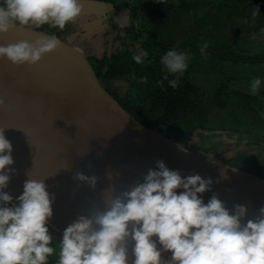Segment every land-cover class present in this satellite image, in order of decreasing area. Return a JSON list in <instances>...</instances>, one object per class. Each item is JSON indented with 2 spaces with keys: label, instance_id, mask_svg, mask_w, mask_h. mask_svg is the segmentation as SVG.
Listing matches in <instances>:
<instances>
[{
  "label": "clouds",
  "instance_id": "9594fccd",
  "mask_svg": "<svg viewBox=\"0 0 264 264\" xmlns=\"http://www.w3.org/2000/svg\"><path fill=\"white\" fill-rule=\"evenodd\" d=\"M82 7L81 0H0V33L16 25L48 24L63 30L66 23L76 21ZM257 13L255 9L252 15ZM60 44L54 34L0 44V58L15 65L35 64ZM207 47V43L201 45L202 55ZM147 55L142 51L132 59L140 64ZM190 55L169 48L160 63L167 72L182 74ZM168 83L175 88L177 79ZM260 85L261 79L253 78L250 92L255 94ZM11 151L0 128V264H48L53 255L57 257L54 264H264V205L258 215L245 220L243 204L229 210L215 193L205 203L198 194L210 189L212 178L198 173L182 177L162 160L147 170L142 181L119 194L106 189L104 208L69 223L57 251L49 232L54 196L43 179L29 176L15 203L3 190L14 172L9 167ZM76 176L95 186V176L79 172ZM165 251L170 252L167 259L162 257Z\"/></svg>",
  "mask_w": 264,
  "mask_h": 264
},
{
  "label": "water",
  "instance_id": "95a60500",
  "mask_svg": "<svg viewBox=\"0 0 264 264\" xmlns=\"http://www.w3.org/2000/svg\"><path fill=\"white\" fill-rule=\"evenodd\" d=\"M81 3L82 12L76 19L101 17L113 8L97 0ZM97 25H81L64 41L58 38L61 44L35 64L15 65L0 58V128L12 146V174L43 179L46 189L61 194L78 215H89L95 208H104L106 189L111 187L114 195L119 194L142 181L147 170L162 160L182 177L193 173L211 177L210 189L198 194L205 203L215 193L229 210L236 203L246 205L215 174L214 165L246 174L261 188L264 179L181 149L131 117L104 89L77 42ZM41 35L51 36L33 26L16 25L0 33V44L31 42ZM112 82L123 89L127 86L122 80ZM78 172L95 176V186L77 179ZM260 207L256 199L250 201L256 215ZM251 215L247 210L244 219ZM49 232L60 241L62 233L51 227ZM169 256L170 252H162L163 258Z\"/></svg>",
  "mask_w": 264,
  "mask_h": 264
},
{
  "label": "rangeland",
  "instance_id": "374dc122",
  "mask_svg": "<svg viewBox=\"0 0 264 264\" xmlns=\"http://www.w3.org/2000/svg\"><path fill=\"white\" fill-rule=\"evenodd\" d=\"M113 1L117 9L115 10L116 13H108L109 16L106 20H109L113 28V34L116 36L114 46L117 48H122L123 45L129 46L131 43L129 31L131 29L135 31L144 29L160 31L173 37L179 35L180 41H183L188 34H192V27L197 19L193 17L191 12L178 14L176 5L179 0H172L170 4H173L170 7L162 4L155 9L142 11L134 18L135 20L124 21L128 8L134 6V1ZM252 13L248 11L230 17L212 16V19L207 22V27L211 30L215 29L217 35H223L229 45L241 48L237 58L240 60L239 63L235 64L232 61L234 57L230 59L231 55L226 56L216 50L205 49V54L211 56V60L203 58V67L199 68L195 65L193 68H189V58L195 54L186 51L191 55L187 60L188 68L186 67L184 71L193 79V85L198 90L196 104L207 120L208 127L200 128L198 124L200 114H197L196 111L188 112L190 120L188 123L182 121L181 118L184 114H181L179 119L170 126L169 130L173 136L169 141L181 149L219 161L227 166L248 173L251 170L252 172L256 171V176L264 179V62L262 59L252 61V58H260L261 55H264V12L257 13L256 16H253ZM92 18L94 17L78 18L75 22L66 23L63 30L46 24L48 28L39 29V31L50 35L54 34L64 41L67 34L75 31L87 19L92 20ZM37 27H41V25ZM104 27L107 26L104 25ZM255 27H261L262 30L255 31ZM253 33H255V37H253ZM98 34L97 28L92 33L89 34L88 32L77 39V42L82 44V53L86 59L106 56L105 49L108 39H101ZM136 48L138 49L137 46ZM137 51L140 52L139 49ZM216 56L219 57L218 61L213 59ZM243 59L246 62H242ZM255 77L261 79V85L257 92L252 94L250 83ZM221 86H223L224 91H220V96L223 101H226L225 107L223 109L209 108L211 98L214 100L213 96L218 92L217 88ZM253 97H257L261 101V106L259 109L257 106H253L252 111H250L245 104V99ZM152 130L159 134L156 128H152ZM255 164H259L258 169L254 167ZM259 171L261 172L258 174ZM251 174L254 175L255 173ZM50 243L58 248L56 246L59 240L55 238Z\"/></svg>",
  "mask_w": 264,
  "mask_h": 264
},
{
  "label": "trees",
  "instance_id": "16d2710c",
  "mask_svg": "<svg viewBox=\"0 0 264 264\" xmlns=\"http://www.w3.org/2000/svg\"><path fill=\"white\" fill-rule=\"evenodd\" d=\"M100 1L105 2L109 0ZM171 1L147 0L145 2L143 0H136L131 10L132 17L139 12L155 9L162 4L170 7L173 4H170ZM176 9L178 14L191 12L193 17L197 18L192 27V34H188L183 41L177 40L175 43L171 38H164L165 40L162 38L155 41L151 37H147L148 31H144L145 34L135 38L138 49L141 52L146 51L148 53L144 57L143 63L137 64L132 59L134 53L128 51H116L103 61L97 62L93 60L95 61L93 62L94 65H91L90 61L92 60L88 61L96 78L108 81L109 85H111L109 80L125 77L128 87L122 95L120 94V96L115 98L118 104L144 127L150 129L156 128L159 134L168 140H171L173 136L171 130H169L170 126L179 119L181 114H184L181 118L182 121L188 123L190 121L188 112L196 111L197 114H200L198 124L202 129L208 127V122L203 117L202 111L198 109V104H196L198 90L193 85V79L185 71L182 74L167 72L160 63L161 55L176 44V49L178 48L177 46H180L181 49L190 50L191 53L195 54V56L189 58V68H193L195 65L201 68L204 65L202 62L203 58L211 60V56H207L205 53L202 55L200 52L199 45L207 43L208 47L206 49L216 50L218 53L225 54L226 56L231 55L230 59L234 57L232 61L235 64L239 63L240 60L237 58L241 52V48L229 45L223 35H217L215 29L211 30L207 27V22L212 19V16H237L248 11L253 12L255 9H257L258 13H263L264 0H179ZM254 30L261 31L262 28L255 27ZM153 55L156 57H153ZM213 59L218 61L219 57L216 56ZM254 59H262V62H264V55H261L260 58H252V61H255ZM242 62H246L245 59ZM141 76L146 77V81L142 82L140 80ZM170 79H177V86L175 88L169 85L168 81ZM217 91L215 96H213L214 100L211 98L212 102L210 100L208 107L223 109L226 104V101H223L220 96V91H224L223 86L218 87ZM245 104L252 111L253 106H257L258 109L260 108L261 101L257 97L246 98ZM254 167L259 168L258 164H255ZM250 173L256 174V171L252 172L251 170Z\"/></svg>",
  "mask_w": 264,
  "mask_h": 264
},
{
  "label": "bare ground",
  "instance_id": "6f19581e",
  "mask_svg": "<svg viewBox=\"0 0 264 264\" xmlns=\"http://www.w3.org/2000/svg\"><path fill=\"white\" fill-rule=\"evenodd\" d=\"M215 174L221 176L222 179L229 183L232 188L237 191L239 198L246 205L247 210L254 216L256 213L250 208V201L256 199L260 206L264 205V188L256 185L253 180L235 169L225 167L219 164H215ZM25 178L16 177L10 173V179L7 183V187L3 189L13 196V201L15 203V197L20 195L23 190V182ZM47 190V189H46ZM48 191V190H47ZM54 196L52 207V216L49 218V227L55 229L56 231L62 233V230L75 219L78 218V213L74 206L66 203L65 198L57 193L48 191Z\"/></svg>",
  "mask_w": 264,
  "mask_h": 264
},
{
  "label": "flooded vegetation",
  "instance_id": "af4514ba",
  "mask_svg": "<svg viewBox=\"0 0 264 264\" xmlns=\"http://www.w3.org/2000/svg\"><path fill=\"white\" fill-rule=\"evenodd\" d=\"M97 1H100V0H97ZM132 1H134V0H132ZM143 1H147V0H143ZM101 2H104V1H101ZM135 2H136V0L134 1V4H135ZM105 3H108V4H111L112 5V10H110L108 13L110 14V13H112V12H115L116 13V11L115 10H117L116 9V6H114L115 5V2L113 1V0H109V1H105ZM132 8L133 7H131L130 9L128 8V12H127V14H126V19L124 18L123 20L125 21H132V20H135L134 18L135 17H137L141 12H139V13H137L134 17H132V12H131V10H132ZM108 13H106L104 16H101V17H94V18H92V20L91 19H87V21L85 22V23H83L82 25H85V24H91V23H93V22H98V25L97 26H94L91 30H89V31H87L86 33H88L89 32V34L90 33H92V31L93 30H96L97 28H98V32H99V34H98V36H100V38L102 39V38H107L108 39V43H107V47H106V49H105V55L106 56H103L102 58H95V57H92V58H87V61H90V60H92V61H90L91 62V65L93 64L94 65V63L93 62H95V61H97V62H99V61H103L104 59H108L109 57H110V55L111 54H113V53H115L116 51H128V52H130V53H134V54H140L141 53V51L140 52H138L137 50V48H136V46L138 47V45H137V43H135V38H138V37H141L140 35H143V34H145V32L144 31H148V30H142V31H135V30H133V29H131L130 31H129V35H130V40H131V43L129 44V46L128 45H123L122 46V48H117V47H115L114 46V43H115V41H116V36H114V34H113V28H112V26H111V24H110V22H109V20H106V18L109 16V14ZM125 16V15H124ZM104 25H106L107 27H104ZM33 27H35L36 28V26H33ZM46 28H48V26L46 25V24H42L41 25V27H37L36 29L37 30H39V29H41V30H43V29H46ZM149 33L147 34V37H151L152 39H154L155 41H158V39L160 40V39H164V38H166V39H169V38H171L172 40H173V42H177V40H179L180 41V36L179 35H175V37H173V36H168V35H165V34H163V33H161L160 31H157V32H155V31H148ZM143 37V36H142ZM165 40V39H164ZM136 45V46H135ZM114 46V47H113ZM178 48V50H180L181 48H180V46H177ZM171 48H176V44H175V46H173V47H171ZM183 51H188V52H190L191 53V51L190 50H183ZM153 57H156L155 55H153ZM93 60H95V61H93ZM104 70H106V68H104ZM103 76V75H102ZM102 78V77H101ZM99 79V78H98ZM113 80H122V81H125L126 83H127V86H126V88L125 89H123L122 87H119V86H114V84H113ZM99 81H100V79H99ZM110 82V84L111 85H109L108 84V81H106V80H101L100 82H101V84L104 86V89L115 99L116 97H118V96H120V94L122 95L126 90H127V87H128V82H127V80H126V78L125 77H117V78H114V79H111V80H109ZM116 100V99H115ZM259 165V164H258ZM261 165V164H260ZM261 171H259L258 172V174L260 173ZM56 245V244H55ZM56 247H58V245L56 246ZM57 249V251H58V248H56ZM57 257L55 256V255H53L52 257H50V259H49V261H48V264H54V261H55V259H56Z\"/></svg>",
  "mask_w": 264,
  "mask_h": 264
},
{
  "label": "crops",
  "instance_id": "0c3cea01",
  "mask_svg": "<svg viewBox=\"0 0 264 264\" xmlns=\"http://www.w3.org/2000/svg\"><path fill=\"white\" fill-rule=\"evenodd\" d=\"M256 176V174H254Z\"/></svg>",
  "mask_w": 264,
  "mask_h": 264
}]
</instances>
